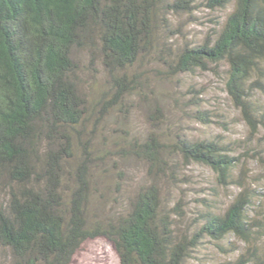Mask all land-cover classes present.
<instances>
[{
    "label": "trees",
    "instance_id": "trees-1",
    "mask_svg": "<svg viewBox=\"0 0 264 264\" xmlns=\"http://www.w3.org/2000/svg\"><path fill=\"white\" fill-rule=\"evenodd\" d=\"M232 1L210 39L177 48L163 66L182 75L225 64L224 92L256 136L264 129V110L252 100L254 92L264 93V0H205L204 6L225 9ZM189 8L186 0H0V264H70L85 242L99 237L111 243L119 264H188L204 241L230 253L221 246L230 236L250 248L220 264H264V250L256 248L264 223L258 229L252 221L246 190L223 213L202 201L204 210L187 233L174 227L162 203L159 183L177 164L209 168L217 185L232 182L244 157L219 141L184 135L163 141L155 130L123 139L126 145L114 155L141 161L150 183L112 217L100 218L92 206L97 189L90 163L102 151L82 142L96 104L81 85L78 53L99 61L108 76L111 94L96 103L103 110L119 106L120 113L140 86L133 85L131 68L157 53L158 31L169 16ZM190 106L195 120L212 123L200 102ZM155 116L162 118L156 106L146 114L151 126ZM173 211L183 217L179 208Z\"/></svg>",
    "mask_w": 264,
    "mask_h": 264
},
{
    "label": "rangeland",
    "instance_id": "rangeland-1",
    "mask_svg": "<svg viewBox=\"0 0 264 264\" xmlns=\"http://www.w3.org/2000/svg\"><path fill=\"white\" fill-rule=\"evenodd\" d=\"M186 1L190 3L189 10L170 15L167 27L158 31L157 53L131 68L130 71L137 75V79H132L133 85L140 83V86L136 84L137 90L123 101L120 113L119 106L114 111L103 110V106L96 103L106 91L111 94L108 76L99 61L92 62L86 52L78 53L81 85L87 89L92 104L88 103L91 106L96 104L95 116L86 123L87 136L82 138V142L91 140L94 147L102 151L97 154L99 157L94 155L90 163L91 187L92 190L97 189L93 192L96 201L92 206L100 218L112 217L125 209L140 187L150 183L147 168L141 161L118 157L114 153L126 145L123 139H142L155 130L163 141L170 142L176 135H184L193 141L215 140L244 157L228 186L217 185L212 171L199 164H177V167L170 168L159 185L162 203L170 210L168 214L178 231L187 233L191 229L197 214L204 210L202 201L215 204L217 212L223 213L243 190L252 196L253 205L249 212L252 221L259 223L256 227L259 229L264 223V165L261 161V157L264 158V129L252 136L239 111L232 106L224 92L227 77L225 64L208 72L196 70L195 73L182 75H171L163 66V60L172 56L177 48L199 45L210 39L232 12L233 1L225 9L216 10L206 8L205 0ZM195 91L201 94L195 95ZM252 95V100L264 110V93L258 90ZM110 98L111 95L106 100ZM194 101L200 102L201 110L210 113L211 124L204 125L193 118L196 108L190 105ZM154 106L161 111L162 118L155 116L157 121L155 126H151L152 122L149 123L146 114ZM100 111L104 116L99 114ZM77 161L72 159L70 163L74 165ZM3 198V192H0V200ZM178 208L182 218L173 211ZM221 246L230 253L222 252L211 241H204L191 254L188 264L229 262L250 248L233 236ZM256 248L264 250V234L260 230ZM70 264H119V260L111 243L99 237L85 242Z\"/></svg>",
    "mask_w": 264,
    "mask_h": 264
}]
</instances>
